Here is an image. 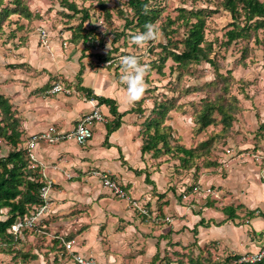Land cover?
<instances>
[{
	"label": "rangeland",
	"instance_id": "374dc122",
	"mask_svg": "<svg viewBox=\"0 0 264 264\" xmlns=\"http://www.w3.org/2000/svg\"><path fill=\"white\" fill-rule=\"evenodd\" d=\"M19 1L20 6L15 7L13 0H0V93L11 94L17 106L22 105L21 112H25L22 113L23 117L29 110L26 104L30 98L56 96L48 93L54 82L60 81L75 89L76 94L64 97L83 99L84 96L78 92L80 79L76 75L80 64L83 70L89 67L94 75L109 73L119 87L127 90V85L121 82L123 70L120 58L124 55L137 56L141 64L148 68L145 76L147 88L142 98L133 102L129 113L137 116L141 143L148 140L155 127L165 134L172 151L177 145L193 149L203 142L207 143L198 149L196 155L200 157L193 158L185 166L179 162L177 153L164 154L165 148L158 144L161 152L157 159L167 163L173 173L168 176L167 191L174 193V199H178L177 203L183 207L186 218L190 210L200 215L203 207H214L212 202L218 205L216 208L219 210L227 206L236 208L238 219L224 220L220 226H211L212 218L208 220L209 228L205 233L200 229L202 233H197V238L186 228L188 233L176 236V240L185 245L169 241L165 248L161 247L156 261L146 260L145 240L138 243L129 241L128 250L122 251L123 259L118 264H165L167 261L171 264H189V260L200 264H235L234 261L228 262L234 255L240 258L264 256V217L256 216L264 215V129L259 130V126L264 125L262 37L259 36L261 41L258 45L251 38L225 46L224 33L229 30L231 18L220 10L206 19L205 38L212 44L211 58L225 81L217 78L215 69L204 62L180 69L168 59L162 68V75H159L156 72L160 53L158 46L168 42L161 28L166 25V18H175L177 8H191L193 5L189 0L152 2L151 6L159 10L154 24L160 36L142 46L132 40L134 35L139 34L138 31L128 29L122 33L124 21L119 12L125 17L131 16L124 0ZM66 2H73L80 13L69 11ZM205 5L198 2L196 7ZM15 8L17 12L11 13ZM2 10L10 13L4 15ZM81 10L88 14V18L79 30L77 26L85 18ZM176 27L173 25L167 30ZM41 30L47 36L45 43L40 40ZM84 35L87 37L85 43L81 38ZM183 35L184 29H178L172 35V41L181 40ZM228 71L229 75L226 73ZM34 82H42L40 93L32 87ZM204 102H219L225 112H231L233 118L230 127L224 130L221 117L214 112L215 123L200 129L196 121ZM159 109L160 115L157 113ZM155 121L158 122L156 125ZM26 139H20L18 148H23ZM1 146L2 155L11 149L3 141ZM207 164L213 165L210 171L204 168ZM205 174L217 175V181L203 184L200 179ZM53 189L60 191L61 187L53 185ZM205 190H209L207 195ZM72 200L70 212L64 216L72 220L69 233H62L61 230L66 229L64 226H50L58 221L57 218H44V223H39L33 230H25L24 234L19 233L17 241L9 246L0 242V252L8 250L17 253L7 264H70L69 255H61V240L73 241V250H77L82 243L74 240V233L85 230L86 226L82 225L78 231L71 225H78V221L74 220L84 215L94 218L88 211V198V203L84 199ZM61 202L60 198L53 199L56 206H60ZM74 203L83 207L76 209ZM163 204L167 205L168 202ZM142 205L136 207L140 213L145 212L146 205ZM248 212H253L255 216L249 217ZM5 214L6 210L0 212L1 220ZM80 224L84 222L80 221ZM198 236L208 239H199ZM212 239L215 241L200 247L197 243ZM138 255L143 256L142 259L138 257L142 261L135 262Z\"/></svg>",
	"mask_w": 264,
	"mask_h": 264
},
{
	"label": "crops",
	"instance_id": "0c3cea01",
	"mask_svg": "<svg viewBox=\"0 0 264 264\" xmlns=\"http://www.w3.org/2000/svg\"><path fill=\"white\" fill-rule=\"evenodd\" d=\"M32 87L40 93L42 82H34ZM78 87L79 94L84 96L83 99L68 98L61 94L30 98V102L26 104L29 110L24 117L22 113L25 112H21L22 105L17 106L18 104L11 99L13 97L11 94L0 93L10 99L13 111H17L16 116L21 122V138H29L32 134L45 131L49 127L57 131H71L79 118L90 113L94 108H98L110 121L112 116L108 107L99 105L95 97L114 100L117 112L123 115L119 129L108 137V146L104 145L106 130L105 124L101 123L93 127L92 138L84 146H78L72 141L55 144L39 143L35 146L34 154L44 165L45 173L52 181L48 212L39 223H44L42 222L44 218H57L58 221L50 226H64L66 229L63 228L62 233H69L68 228L72 220L64 217L70 212L69 204L73 201L72 199L77 201L84 199L88 203L86 200L88 198V211L94 218H86L84 215L83 218L74 220L78 221V225H71L78 231L86 226L85 230L74 233V240L82 243L75 252L84 257L93 258L98 264H118L123 259L122 253L128 250L129 241L138 243L145 240L144 245L147 250L144 249L146 253L144 256L147 261H151L156 254L158 255V252L161 253V247L165 248L169 241L185 245L176 240V236H181L184 232L188 233V229L191 231L200 218H203L206 223L212 218V221L216 223L226 219V216L216 208L218 205L214 202H212L214 207H203L200 215L190 210L189 217H185L183 207L177 203L178 199L175 201L174 193L167 191L166 188L168 176L173 173L170 172L167 163H162L161 160L148 153L142 155V143L138 137L139 122L135 113H129L133 102L128 101L127 90L119 87L109 73L94 75L89 67L83 70L82 65ZM89 94L91 97H88ZM211 169L207 168L206 171ZM94 172L107 173L128 193L131 199L138 201L139 206L143 203L146 205L145 212H138L127 200L113 197L93 175ZM217 177V175L205 174L201 176L200 182L214 183ZM53 185L60 186L61 190L54 191ZM55 197L61 199L60 206L54 205ZM164 202L168 204L165 205ZM75 206L76 209L83 207L82 205ZM187 220L189 222H186ZM80 221L84 224H80ZM27 229L33 230L25 228L21 230L20 235L24 234V230ZM200 229L204 233L207 230L198 226L199 235L202 233ZM17 238L14 239L15 242ZM198 238L208 239L201 236ZM205 240L197 242L199 247L207 242L215 241L214 239ZM15 255L17 253H10L8 250L1 251L0 264L10 263ZM138 257L142 259L143 256H136L135 262L142 261Z\"/></svg>",
	"mask_w": 264,
	"mask_h": 264
},
{
	"label": "trees",
	"instance_id": "16d2710c",
	"mask_svg": "<svg viewBox=\"0 0 264 264\" xmlns=\"http://www.w3.org/2000/svg\"><path fill=\"white\" fill-rule=\"evenodd\" d=\"M127 8L129 9L131 16H123L122 12H119L121 18L124 21V29H132L131 31H138L143 33L146 31L145 25L154 24L159 10L155 6H151V3L157 0H124ZM192 3L191 8L179 7L177 8V15L175 18H166V25H163L161 31L167 38V44H160V53L158 54L156 72L162 75V68L165 62L170 59L176 68L185 69L190 65H198L201 62L207 63L215 69L216 77L225 81L224 76L218 73L217 66L211 58L213 53L212 44L205 38L206 19L217 13L223 11L229 14L231 23L229 24V30L224 33L225 46H230L236 41H246L253 38L254 44L258 45L261 41L259 36L264 40V0H189ZM203 2L206 5L198 8L196 4ZM13 5L20 6L19 0H13ZM66 8L73 14L80 13L76 5L71 2H66ZM145 5L148 6V11L145 12ZM84 19L78 29H81V25L85 19L88 18L86 12H82ZM16 13L17 9L10 11ZM8 10H2L4 15L10 13ZM1 15V14H0ZM177 26L172 30H167L171 26ZM184 29V35L181 40L172 41V35L178 32V29ZM76 35V34H74ZM122 35V34H120ZM118 35V36H120ZM82 41H87L86 35L82 36ZM109 56H107L108 59ZM154 65V64H152ZM229 75V71L226 72ZM82 74V66L77 73V77L80 79ZM88 95V93L86 92ZM88 97H91L90 94ZM99 105H105L109 109V113L112 119L105 124V141L104 145L108 146V137L111 133L119 129L121 125L122 114L117 112L116 102L109 98L95 97L94 98ZM219 102H204L202 109L197 115L196 123L200 129H204L215 123L213 113L221 117L220 122L224 130L231 125L233 115L231 112H225L224 108L218 104ZM161 108V106H159ZM153 112L155 110H152ZM156 112V111H155ZM160 115V109L157 111ZM0 114L2 119L0 121V212L6 210L5 218L0 219V242L4 245H10L15 242V236L9 232L11 227L22 221L24 217L30 216L35 208L42 204L40 199V189L42 182L40 176L36 170H32L29 166V159L25 145L23 148H18L21 138V122L7 97L0 94ZM155 125L158 123L154 122ZM264 129V125L259 126V130ZM1 141H3L11 149L6 155H2ZM158 144L165 148L164 154H173V152L179 155V162L185 166L193 158H199L198 149L205 146L207 143L203 142L198 147L193 149H186L183 146L177 145L172 149L168 146L165 138V134L159 132L155 127L153 134H150L148 140L141 145L142 155L146 153H152L154 158H158L161 152L160 148H157ZM213 167L211 164L205 165L204 168ZM184 197V195H183ZM211 205L207 206L210 207ZM225 216V220H235L239 217L235 214L236 208L233 206H227L220 210ZM249 217H254L253 212H248ZM256 216H263L258 214ZM213 226H220L221 223H212ZM201 226L209 228L208 223L203 218H200L191 230L194 236L197 234V227ZM25 231V230H24ZM240 256H233L228 262L234 261L238 263ZM158 255L156 254L152 261H156ZM165 264H171L168 261ZM189 264H200L193 260H189ZM218 264V263H217ZM239 264V263H238ZM241 264V263H240ZM243 264H264V256L254 263Z\"/></svg>",
	"mask_w": 264,
	"mask_h": 264
},
{
	"label": "built area",
	"instance_id": "2783aa9c",
	"mask_svg": "<svg viewBox=\"0 0 264 264\" xmlns=\"http://www.w3.org/2000/svg\"><path fill=\"white\" fill-rule=\"evenodd\" d=\"M40 40L42 43L46 42V33L44 30L40 31ZM109 64V63H107ZM51 95H72L76 94L75 89L70 86H65L61 82H55L50 90L48 91ZM108 122L107 118L101 113L98 108H94L90 113L83 115L76 122L75 126L71 131H57L53 127H49L45 131H41L35 134H32L29 138L26 139L24 143L28 159L29 166L32 170H36L40 176L42 182V187L40 189V199L42 204L35 208L30 216L24 217V219L16 224H14L9 230L17 238L21 230L25 228L34 229L39 224L40 220L48 212V207L50 204L49 194L52 188V181L48 179L45 173L44 165L36 158L34 154V148L39 143L46 144H55L60 142L72 141L78 146H84L92 138V129L98 124H106ZM84 130L88 135L84 136L82 139L80 137V131ZM93 175L98 178L100 184L106 188L114 197L127 200V202L133 207H138L137 202L131 199L128 193L118 185L117 182L111 179L107 173L94 172ZM206 191V190H205ZM209 192V190H207ZM206 191V193H207ZM144 213V212H143ZM63 252L61 255L67 254L70 257V264H98L93 258L84 257L73 250V241H64L61 240ZM262 256H257L255 258H240L238 263H254L258 261Z\"/></svg>",
	"mask_w": 264,
	"mask_h": 264
},
{
	"label": "clouds",
	"instance_id": "9594fccd",
	"mask_svg": "<svg viewBox=\"0 0 264 264\" xmlns=\"http://www.w3.org/2000/svg\"><path fill=\"white\" fill-rule=\"evenodd\" d=\"M148 11V6L145 5V12ZM146 31L132 37L133 43L142 46L149 41L159 39V29L155 24L145 25ZM120 65L123 70L121 82L127 85V98L129 102H136L144 95L147 84L145 76L148 71L146 65L141 64L140 59L134 55H124L120 58ZM88 135L84 130L80 131L81 139Z\"/></svg>",
	"mask_w": 264,
	"mask_h": 264
}]
</instances>
